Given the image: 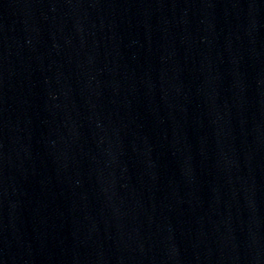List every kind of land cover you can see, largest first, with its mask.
Wrapping results in <instances>:
<instances>
[{
  "label": "water",
  "instance_id": "water-1",
  "mask_svg": "<svg viewBox=\"0 0 264 264\" xmlns=\"http://www.w3.org/2000/svg\"><path fill=\"white\" fill-rule=\"evenodd\" d=\"M0 264H264V0H0Z\"/></svg>",
  "mask_w": 264,
  "mask_h": 264
}]
</instances>
